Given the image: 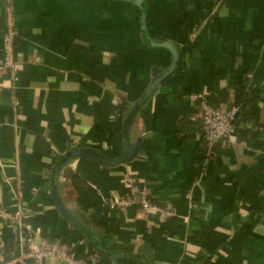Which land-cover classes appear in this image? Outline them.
I'll use <instances>...</instances> for the list:
<instances>
[{
  "label": "crops",
  "instance_id": "crops-1",
  "mask_svg": "<svg viewBox=\"0 0 264 264\" xmlns=\"http://www.w3.org/2000/svg\"><path fill=\"white\" fill-rule=\"evenodd\" d=\"M8 17L16 79L0 72V206L21 209L29 234L69 242L76 259L92 249L56 211L52 171L75 148L120 156L134 104L171 66L160 47L171 42L178 64L127 125L137 157L115 167L75 158L56 193L111 245L103 264H264V0H0V60ZM235 88L248 99L235 138L208 149L199 98L226 110ZM130 181L175 217L119 206ZM16 237L0 220V244Z\"/></svg>",
  "mask_w": 264,
  "mask_h": 264
},
{
  "label": "built area",
  "instance_id": "built-area-1",
  "mask_svg": "<svg viewBox=\"0 0 264 264\" xmlns=\"http://www.w3.org/2000/svg\"><path fill=\"white\" fill-rule=\"evenodd\" d=\"M17 32L8 17L6 19L4 32L2 34V59L0 60V72H8L14 79V40ZM13 111L18 105L17 99L13 98ZM200 121L202 140L208 147L226 142L235 138L237 129L236 120L239 113L237 106L221 110L209 106L204 98H199ZM119 206H139L145 213H152L157 216L161 224L175 217V210L171 204L157 205L151 201L146 190H142L135 182L130 181V188L126 195L119 200ZM0 220L8 221L15 229L17 237L7 246L0 244V264H41L43 260L53 258L59 262L69 264H103L104 256L94 249H89L83 258L76 259L71 244L64 240L34 238L27 232V224L21 209L14 211L4 209L0 206ZM14 249L12 257L6 254L9 249Z\"/></svg>",
  "mask_w": 264,
  "mask_h": 264
},
{
  "label": "water",
  "instance_id": "water-1",
  "mask_svg": "<svg viewBox=\"0 0 264 264\" xmlns=\"http://www.w3.org/2000/svg\"><path fill=\"white\" fill-rule=\"evenodd\" d=\"M163 47L171 54V66L170 68L162 73V74H156L154 75L152 81L149 83V85L144 90L141 97L137 100V102L133 106V112L126 121V123L123 126V139H124V146L123 150L120 154V156L115 160H108L100 156H94L92 159L96 162H98L101 165L108 166V167H115L118 165H126L131 163L138 155V152L140 151V148L142 146L141 141H137L135 143H131L129 141L128 131H127V125L130 122V120L136 115L139 108L145 104V102L151 98L155 90L159 87V85L167 78L169 75L172 74L174 71V68L179 62V50L178 48L171 42H167L163 44ZM87 153L84 151H81L77 148L72 149L64 154V156L57 162L56 166L54 167L52 174H51V195L52 200L55 206L56 211L59 213V215L64 218L73 228L74 230L78 231L83 238L92 245L94 241V234L95 231L84 224L80 222L76 217H74L69 210L65 207L63 204L60 196L56 193L57 186H58V176L60 173L61 166H64L69 161L85 156Z\"/></svg>",
  "mask_w": 264,
  "mask_h": 264
},
{
  "label": "trees",
  "instance_id": "trees-1",
  "mask_svg": "<svg viewBox=\"0 0 264 264\" xmlns=\"http://www.w3.org/2000/svg\"><path fill=\"white\" fill-rule=\"evenodd\" d=\"M131 5L136 6L135 2L131 3ZM138 15L140 17V23H142L143 22L142 21L143 14L140 12ZM143 31H144V29H143ZM163 44H165V43H163ZM163 44H161L160 47L163 46ZM225 98H226V93H225ZM206 103L210 105L209 102L206 101ZM234 103H235V106H237L239 109H242L245 106H247V104H248L247 91H245L243 88H235ZM123 118H124V116L123 117L121 116L118 119V122H122L124 120ZM243 120L245 121V123H247L248 121L251 120V118L248 116H244ZM187 126L188 125L186 123L180 122V124L177 128V132L179 135H181L182 141H186L192 137L191 131H190V129L187 128ZM85 156H87L89 158H93L95 155L86 154ZM67 175H68L67 172L66 173L63 172V174H61L62 179H66ZM79 236L83 237L80 234H79ZM91 248L98 251L99 253L106 255L107 257L111 258V256H110V255H112V252L110 250L111 245L108 244V242L106 240H103L101 238V234L99 232L95 233L94 241L91 245Z\"/></svg>",
  "mask_w": 264,
  "mask_h": 264
}]
</instances>
